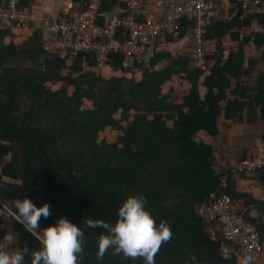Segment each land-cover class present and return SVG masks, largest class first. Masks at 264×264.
I'll return each instance as SVG.
<instances>
[{"label": "trees", "instance_id": "obj_1", "mask_svg": "<svg viewBox=\"0 0 264 264\" xmlns=\"http://www.w3.org/2000/svg\"><path fill=\"white\" fill-rule=\"evenodd\" d=\"M71 2L78 16L88 13L91 0ZM115 4L101 0L100 12ZM227 4L233 6L227 20L216 13L207 19L203 45L214 48L205 55L204 70L192 67L188 54L175 58L168 48L187 47L191 23L185 21L177 38L159 39L149 60L124 66L113 56L109 66L119 74L112 76L102 74L90 54L45 49L34 24L0 28V203L18 218L16 199L27 197L37 207L48 203L52 215L41 218L40 230L60 217L79 225L85 234L82 264H143L111 249L98 262L97 237L103 230L86 224L88 219L115 224L123 202L143 195L157 226L166 220L173 233L155 264H245L233 254L222 255L216 223L203 221L200 210L211 193H226L264 214V199L232 187L234 178L245 176L214 168L212 144L197 136L217 137L221 115L234 123L257 118L264 125V72L255 74L264 66V10L243 15L241 2ZM61 15L72 22L76 14ZM30 29L29 37L20 32ZM246 47L258 58L246 60ZM173 79L188 86L180 91L181 100L172 98ZM105 130L116 133L115 141L98 142ZM261 136L264 143V132ZM249 149L243 146L242 159ZM0 210V242L16 251L40 249L33 234ZM251 215L245 220L263 239L264 224Z\"/></svg>", "mask_w": 264, "mask_h": 264}, {"label": "built area", "instance_id": "obj_2", "mask_svg": "<svg viewBox=\"0 0 264 264\" xmlns=\"http://www.w3.org/2000/svg\"><path fill=\"white\" fill-rule=\"evenodd\" d=\"M23 1L0 0V28L24 29L34 24L40 30L45 49L69 51L73 55L90 54L95 57L98 70L108 71H112L109 65L113 56H120L124 66L136 60H149L151 50L160 40L167 35L179 36L183 20L192 22L187 35L190 45L185 42L190 58L194 67L204 70L207 19L221 7L220 0H122L125 9L104 14L100 12L101 0H91L88 13L81 17L72 10L70 0L62 2L57 16L47 11V0H31V5L22 4ZM237 1L242 3L243 15L264 10V0ZM70 11L77 15L72 17V22L61 15ZM227 171L234 176H264V143L253 145ZM225 178L221 181L223 188ZM253 209L252 203L226 193H211L200 206L201 219L216 223L224 242L221 250L224 257L233 254L245 264H264V240L255 226L245 220Z\"/></svg>", "mask_w": 264, "mask_h": 264}, {"label": "clouds", "instance_id": "obj_3", "mask_svg": "<svg viewBox=\"0 0 264 264\" xmlns=\"http://www.w3.org/2000/svg\"><path fill=\"white\" fill-rule=\"evenodd\" d=\"M115 1V6L104 14L125 9L122 0ZM219 3L221 7L213 12V16L215 13L219 14L228 2L220 0ZM227 6L230 7L228 4ZM190 23L192 26V22ZM188 32L185 37L187 41ZM187 41L185 40L186 43ZM146 203L147 198L143 195L129 196L119 208L115 224L99 219L86 221L88 227L103 230L97 237L98 262L111 249L114 255H122L125 259H142L143 264H155L156 254L163 243L172 239L173 233L166 220H162L157 226L155 218L145 207ZM15 207L21 223L39 240L41 247L38 250L25 247L20 251H10L6 242H0V264H28L26 257L31 258L30 264H82L85 234L79 225L60 217L55 224L40 230L41 218L48 219L52 215L48 203L37 207L31 199L25 197L22 200L16 199Z\"/></svg>", "mask_w": 264, "mask_h": 264}, {"label": "crops", "instance_id": "obj_4", "mask_svg": "<svg viewBox=\"0 0 264 264\" xmlns=\"http://www.w3.org/2000/svg\"><path fill=\"white\" fill-rule=\"evenodd\" d=\"M62 2L63 0H47V5H48V10L50 13H52L54 16H57L61 9H62ZM253 29L258 30L256 26L253 27ZM25 36V35H24ZM27 38V37H26ZM245 57H246V49H245ZM246 64V60L244 62ZM164 66L163 64L160 67ZM258 71H263L264 72V66L262 64H259L255 70V74L258 73ZM113 72V71H112ZM118 74L115 72V75ZM139 78L141 77L142 73L137 72L136 77ZM246 82V79L244 80ZM182 86H181V85ZM170 90H171V95L173 99L181 100L180 95L183 89H187V84L184 82H179L173 79V81L170 83ZM200 90H202L200 88ZM245 119V116H244ZM257 118L255 119V121ZM243 123H234L231 121H226L224 120L223 116L221 115L219 117V122H220V128H219V134L217 137L211 139L206 134L199 132L198 137H200L203 141L209 142L213 146V153H214V160H215V165L219 168V170L224 169L226 170L231 163H235V161L238 160L236 159L233 154L227 152L229 149L234 148V143L238 142L239 144H242L241 146H246V120ZM250 122H253L252 119H250ZM239 127H245V131L242 133V135H239L240 133L238 132ZM238 135V136H236ZM257 144V143H256ZM226 145V148H225ZM243 147L241 150V154L239 155L240 157L243 154ZM233 153L237 155L236 151L234 150ZM226 164V165H225ZM224 165V167H222ZM221 166V167H219ZM232 187L235 189V191L250 195L251 198L254 199H264V176L260 174H256L253 176L249 177H236L234 180H232ZM2 208L3 205L0 204ZM5 209V208H4ZM6 210V209H5ZM7 211V210H6ZM8 212V211H7ZM0 214H2L0 210ZM10 214V213H9ZM251 217L253 219L259 220V223L264 224V214H258L256 211L252 212ZM264 240V236H263ZM6 242V241H4ZM7 243V242H6ZM9 244V243H7ZM14 243L12 242V245ZM14 247V246H13ZM10 251H12V247H9ZM263 263H264V254H263Z\"/></svg>", "mask_w": 264, "mask_h": 264}, {"label": "rangeland", "instance_id": "obj_5", "mask_svg": "<svg viewBox=\"0 0 264 264\" xmlns=\"http://www.w3.org/2000/svg\"><path fill=\"white\" fill-rule=\"evenodd\" d=\"M232 6V5H231ZM231 6L230 7H228L227 6V4H224V6H223V8L224 9H221L220 10V12H219V14H218V16H217V18H220V20H227L232 14H231V10H232V8H231ZM233 7V6H232ZM260 28H258V30H259ZM23 35H25V36H27V37H29V36H31V34H32V32H33V30L32 29H30V30H21L20 31ZM187 42H189V40L187 41ZM188 44V43H187ZM186 45H184V44H176V45H174V46H170V47H168V48H171V52L173 53V55H176V56H173V57H177V56H179V55H185V54H188L189 56H191V52L188 50V48H189V46L186 48L185 47ZM212 48H214V47H212V46H210V45H203V51H204V54L206 55V54H208V52H212ZM209 50V51H208ZM202 51V52H203ZM214 52V51H213ZM257 51H255V52H250L249 51V47H246V60H248L249 58H258V55H257ZM192 64H193V61L191 62V66H192ZM193 67H194V64H193ZM207 67V65L205 64V68ZM137 72H140L139 70H136V72H135V74L137 73ZM102 74H104V75H106V76H112V75H115V73L114 72H112V71H108V70H103V72H102ZM119 74V73H118ZM118 74H116V75H118ZM135 74L133 75L132 74V76L131 77H134L135 78ZM138 79H139V75H138V77H137ZM253 79H255L254 77H252L249 81H253ZM243 122H245V121H236L235 123H243ZM245 127H239L238 128V132L240 133L239 135H242V133L245 131V129H244ZM264 132V125L262 124V122H261V120H259V119H257L256 121L255 120H253V122H247L246 121V146L248 147V146H250V148L253 146V145H255L256 143H259L260 142V140H261V135H262V133ZM115 136H116V133H114V132H110L109 130H105L103 133H101V134H99V139H98V142H101V140H106L107 139V141H110V142H113V141H115ZM236 136H238V135H236ZM242 144H239L238 142H235L234 143V148L233 149H229L227 152H229L230 151V153L231 154H233L234 156H235V158L237 159L238 158V160L237 161H235V162H238V161H240L241 159H242V157H243V155L240 157L239 155L241 154V150H242V147L243 146H241ZM247 147H246V149H247ZM225 148H226V145H225ZM236 151V153H237V155H235L234 153H233V151ZM245 151V150H244ZM214 166V168H218L217 167V165H213ZM219 167H221V166H219ZM222 167H224V165L222 166ZM227 169H229V167L227 168ZM2 205H4V207H6L7 209H8V207L5 205V204H2ZM9 213V212H8ZM20 219V218H19ZM12 239V242L15 244V239L14 238H11ZM12 250L13 251H16V246H14L13 248H12Z\"/></svg>", "mask_w": 264, "mask_h": 264}, {"label": "water", "instance_id": "obj_6", "mask_svg": "<svg viewBox=\"0 0 264 264\" xmlns=\"http://www.w3.org/2000/svg\"><path fill=\"white\" fill-rule=\"evenodd\" d=\"M1 204V203H0ZM3 207H4V205H3ZM16 220H18L20 223H21V221H20V219L12 212V211H10L9 210V208L7 209L6 207H4ZM22 224V223H21ZM23 225V224H22ZM24 226V225H23Z\"/></svg>", "mask_w": 264, "mask_h": 264}]
</instances>
